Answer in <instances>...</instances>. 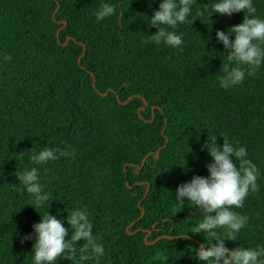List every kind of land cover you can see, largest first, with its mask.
Here are the masks:
<instances>
[{
  "label": "trees",
  "instance_id": "16d2710c",
  "mask_svg": "<svg viewBox=\"0 0 264 264\" xmlns=\"http://www.w3.org/2000/svg\"><path fill=\"white\" fill-rule=\"evenodd\" d=\"M106 2L116 11L97 22L101 0H0V264H32L34 234L21 237L46 208L58 219L87 210L105 254L81 264H197L194 249L208 237L187 232L200 210L173 196L208 174L202 146L214 135L216 145L221 135L243 145L260 172L258 190L234 209L247 224L225 244L264 246V62L228 89L217 79L227 53L215 32L243 12L212 13L211 24L214 0H191L189 22L175 29L183 43L172 48L149 36L160 0ZM253 3L264 17V0ZM45 145L72 155L38 166L49 200L34 208L15 172Z\"/></svg>",
  "mask_w": 264,
  "mask_h": 264
},
{
  "label": "clouds",
  "instance_id": "9594fccd",
  "mask_svg": "<svg viewBox=\"0 0 264 264\" xmlns=\"http://www.w3.org/2000/svg\"><path fill=\"white\" fill-rule=\"evenodd\" d=\"M211 8L208 20L212 13L230 16L243 12L241 23L215 32L216 41L222 44L225 50L223 52L227 53L222 69L219 68L223 75L217 78L218 86L228 89L244 80L246 68L260 67L264 62V17L256 15L253 0H214ZM115 11L114 3L101 0L93 15L99 22L113 16ZM190 13L191 0H160L158 7L146 19L150 26L156 28L149 35L152 42L157 45L163 42L172 48L180 47L183 33L175 29L179 24L189 22ZM4 59L8 57L5 56ZM220 137L223 138L222 144L214 143L217 139L214 135L208 137L202 146L211 157L210 162L205 165L208 174L193 175L189 181L178 184L173 196L179 204L187 203L200 210L198 215L201 219L192 224L187 233L202 234L204 237L206 234L208 242L194 249V259L197 264H264V246L236 244L229 248L225 244V240L235 241L247 224V215L234 209L242 208L249 193L258 190L256 181L260 172L256 164L247 157L243 145H234L222 135ZM30 149L32 153L29 161L34 166L16 170L15 185L17 191L30 194L31 203L28 205L36 208L49 200V193L39 179L38 166L60 157L70 158L72 153L67 146L60 148L45 145L38 151L36 146ZM46 209L44 216L39 214V221L32 224V232L21 237L23 243L24 240L32 239L34 234L30 251L32 264H56L61 255L74 260L75 264L104 256V246L93 240V224L86 209L73 208L63 219H58ZM64 221L68 227L64 226ZM220 229L222 232L218 231ZM183 238H187L186 235ZM77 241L82 243L77 244Z\"/></svg>",
  "mask_w": 264,
  "mask_h": 264
},
{
  "label": "water",
  "instance_id": "95a60500",
  "mask_svg": "<svg viewBox=\"0 0 264 264\" xmlns=\"http://www.w3.org/2000/svg\"><path fill=\"white\" fill-rule=\"evenodd\" d=\"M105 96V95H104Z\"/></svg>",
  "mask_w": 264,
  "mask_h": 264
}]
</instances>
